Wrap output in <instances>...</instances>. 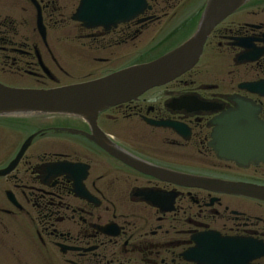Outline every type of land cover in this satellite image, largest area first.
<instances>
[{"label": "flooded vegetation", "instance_id": "obj_1", "mask_svg": "<svg viewBox=\"0 0 264 264\" xmlns=\"http://www.w3.org/2000/svg\"><path fill=\"white\" fill-rule=\"evenodd\" d=\"M81 1L0 0V84L64 82L58 48L94 65L81 81L153 60L197 33L209 2L123 0L103 26L79 20ZM259 193L264 0L215 24L191 70L95 118L0 116V264H264Z\"/></svg>", "mask_w": 264, "mask_h": 264}, {"label": "water", "instance_id": "obj_2", "mask_svg": "<svg viewBox=\"0 0 264 264\" xmlns=\"http://www.w3.org/2000/svg\"><path fill=\"white\" fill-rule=\"evenodd\" d=\"M92 1L82 0L83 7L80 11L88 19L93 15L97 17V12H93L96 8L91 7ZM139 1L142 3V0ZM243 1L209 0L197 33L176 49L151 62L128 67L95 81L49 90L13 89L0 85V115L40 112L94 118L100 111L134 99L192 68L212 27ZM119 2L120 0H103L104 4L107 3L115 10L128 6L124 3L121 7ZM151 171L166 178L176 177L182 181L190 179L154 169ZM209 183L213 187L216 185V182L201 181L204 187ZM258 195L264 198V193Z\"/></svg>", "mask_w": 264, "mask_h": 264}, {"label": "rangeland", "instance_id": "obj_3", "mask_svg": "<svg viewBox=\"0 0 264 264\" xmlns=\"http://www.w3.org/2000/svg\"><path fill=\"white\" fill-rule=\"evenodd\" d=\"M57 54L60 58L61 64L68 70V76H64L62 78V81H64L63 84H70L74 82H78L83 79V75L88 74L91 68L94 67V65L79 62L76 60L73 56L66 53L64 48H58ZM80 68V69H79ZM94 76H97V73L94 71L91 75H89L88 78H92ZM23 82V81H20ZM28 81H25L26 83ZM18 88H26L24 86H17Z\"/></svg>", "mask_w": 264, "mask_h": 264}]
</instances>
